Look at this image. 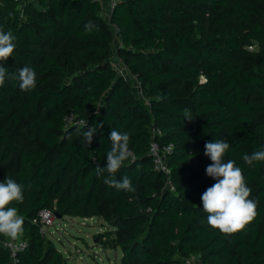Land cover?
<instances>
[{
  "label": "trees",
  "instance_id": "obj_1",
  "mask_svg": "<svg viewBox=\"0 0 264 264\" xmlns=\"http://www.w3.org/2000/svg\"><path fill=\"white\" fill-rule=\"evenodd\" d=\"M109 20L120 37L115 55L143 96L109 60L113 34L99 1L0 0V27L16 36L2 62L37 73L34 89L18 80L0 86V180L25 185V199L11 202L27 241L16 264H69L35 222L44 208L101 219L111 230L99 243L119 247L121 264L192 256L264 264V161L242 159L264 146V0H127ZM69 114L82 123L67 124ZM112 128L129 133L131 155L116 178L130 177L135 191L96 175ZM213 138L229 140L226 159L242 168L257 201V215L233 233L211 226L202 208L201 194L215 182L204 154ZM152 140L171 145L168 175L154 169ZM9 262L0 244V264Z\"/></svg>",
  "mask_w": 264,
  "mask_h": 264
},
{
  "label": "clouds",
  "instance_id": "obj_2",
  "mask_svg": "<svg viewBox=\"0 0 264 264\" xmlns=\"http://www.w3.org/2000/svg\"><path fill=\"white\" fill-rule=\"evenodd\" d=\"M16 36L0 27V86L6 80H18L19 87L31 90L36 87L37 73L28 65L10 71L5 63L16 48ZM190 114L186 118H191ZM95 128H89L85 135L90 142ZM111 147L106 153V163L97 164L96 175L104 176V183L117 189L135 191L131 178L122 175L116 178V173L130 157L128 147L129 133L115 128L109 133ZM230 148L228 139L213 138L205 142L204 154L212 163L208 164L205 172L215 182L208 186L201 194L202 208L208 214L207 222L224 233H233L242 229L248 221L257 215V201L249 198L251 189L248 187L242 168L233 159H226ZM242 159L249 165L254 161H264V146L244 153ZM25 185L16 179L6 176L0 180V234L17 237L24 231V218L18 214L17 207L11 202H22L25 199Z\"/></svg>",
  "mask_w": 264,
  "mask_h": 264
},
{
  "label": "rangeland",
  "instance_id": "obj_3",
  "mask_svg": "<svg viewBox=\"0 0 264 264\" xmlns=\"http://www.w3.org/2000/svg\"><path fill=\"white\" fill-rule=\"evenodd\" d=\"M108 3L109 0L100 1L103 16L113 34L109 60L129 83L133 93L138 97L143 96L135 76L126 70L115 55V50L120 45V37L116 28L110 23ZM109 230L111 229L97 217L81 218L64 215L54 218L53 223L45 231V236L67 258L69 264H121L119 247L104 246L99 243L100 238L104 239Z\"/></svg>",
  "mask_w": 264,
  "mask_h": 264
},
{
  "label": "built area",
  "instance_id": "obj_4",
  "mask_svg": "<svg viewBox=\"0 0 264 264\" xmlns=\"http://www.w3.org/2000/svg\"><path fill=\"white\" fill-rule=\"evenodd\" d=\"M19 2V4H24L26 0H14ZM94 1H101V0H94ZM127 0H109V7L110 12L112 9L120 2H125ZM251 48V46H249ZM65 122L68 123H82L80 120H76L72 114L66 115L64 117ZM156 134H160L159 130H154ZM171 150V145H164L159 147L153 140L150 143L149 152L153 157V164L154 169L158 171H162L165 175L169 174V168L165 163V155ZM167 186H170V181L167 180ZM56 215L50 209H41L37 213V218L35 222L39 223L40 231L43 235H45V231L47 228L53 223L54 218ZM0 244L9 252L10 255V262L8 264H16L18 262V254L23 251L27 246V241L20 238V237H9L6 236L4 240H0ZM183 264H206L202 262L198 256H192L190 259H184Z\"/></svg>",
  "mask_w": 264,
  "mask_h": 264
},
{
  "label": "crops",
  "instance_id": "obj_5",
  "mask_svg": "<svg viewBox=\"0 0 264 264\" xmlns=\"http://www.w3.org/2000/svg\"><path fill=\"white\" fill-rule=\"evenodd\" d=\"M31 1H34V2H36L37 0H31ZM106 7V6H105ZM104 9V8H103Z\"/></svg>",
  "mask_w": 264,
  "mask_h": 264
},
{
  "label": "water",
  "instance_id": "obj_6",
  "mask_svg": "<svg viewBox=\"0 0 264 264\" xmlns=\"http://www.w3.org/2000/svg\"><path fill=\"white\" fill-rule=\"evenodd\" d=\"M110 15H111V12H110ZM56 216L60 217V215H56Z\"/></svg>",
  "mask_w": 264,
  "mask_h": 264
},
{
  "label": "bare ground",
  "instance_id": "obj_7",
  "mask_svg": "<svg viewBox=\"0 0 264 264\" xmlns=\"http://www.w3.org/2000/svg\"><path fill=\"white\" fill-rule=\"evenodd\" d=\"M208 264V263H207Z\"/></svg>",
  "mask_w": 264,
  "mask_h": 264
}]
</instances>
